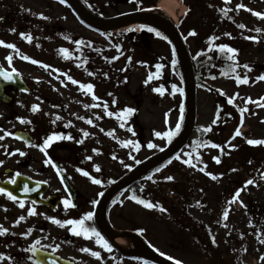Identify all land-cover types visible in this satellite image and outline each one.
<instances>
[{
    "label": "rangeland",
    "instance_id": "1",
    "mask_svg": "<svg viewBox=\"0 0 264 264\" xmlns=\"http://www.w3.org/2000/svg\"><path fill=\"white\" fill-rule=\"evenodd\" d=\"M117 1L119 3L115 9H106L108 16L134 10L131 2ZM142 1L155 7L159 0ZM177 1L180 5L184 3V0ZM186 1L191 9L183 15L184 23L193 24L197 28L199 22L208 16L207 3L205 0ZM237 5H243L244 8L237 9ZM232 8L235 23L245 25L247 30L231 27L223 21L219 23L221 28L218 35L224 36L221 42H230L238 49L236 62L244 63L248 68L239 66L236 74H230L227 70V75L208 70L206 65L210 57L204 54V50H200L203 45L197 46L195 38H187L186 44L200 82L195 90L196 115L189 138L169 158L171 162L168 161L160 167V171L144 178L143 185L148 189L155 188L160 203H157L158 207L147 208L132 199L133 194L126 190L118 194L108 206L107 219L113 227L127 231L138 230L156 252L161 255L163 253L162 256L171 258L175 263L264 264V259H261L264 257V243H261L264 240V144L247 143L249 139L264 140V106H261L260 101L264 97V79H257L264 75V19L253 15L256 11L264 13V0H254L253 3L249 0H234ZM14 11L19 14L15 19L12 17ZM31 12L42 14L44 21L55 27H64L106 47L114 43L118 51L111 49L108 56H115L119 52L114 68L116 71L122 69L121 74L118 77L112 76L110 65L111 76L106 81H99L106 78L104 74H99L101 79L95 76L91 81L88 75L90 72L76 70L69 61L62 60L59 48L64 47L65 43L51 34L40 45L23 42L19 33L26 31L22 27H30ZM93 15L98 16L95 13ZM1 17L0 40L15 44L19 53L0 46V66L7 70L15 68L30 91L23 93L11 87L5 89L12 101L8 104L0 102V137H3L0 141H14L13 145L19 150L14 156L16 168L24 161L29 164L26 168L33 170L45 159L47 161L50 158L52 161L57 158L61 170L79 193L77 203L80 208L76 212L67 213L62 211L61 206L53 211L29 204L21 208L17 201L1 195L0 225L5 223L2 226L8 230L7 224L17 220L30 208L34 207L36 214L29 215L25 221L19 222V227L14 228V235L21 238L20 244L0 236V253L11 257L0 261V264H35L31 251L33 246L54 250L76 264H146L139 259L128 260L116 256L112 248L109 251L96 244L94 236L90 239L73 237L68 233L70 226L61 227L49 217L67 220L77 219L79 213L85 211L93 213L96 203L92 201L98 200L107 187L108 179L116 180L128 170L127 166H136L170 144L166 136L157 137L155 132L174 130L181 115L184 125L187 114L185 86L181 69L176 68L178 59L171 44L158 36L150 41L152 52H149L151 55L147 54L162 64L156 72L143 44L136 41L137 36L130 35L132 40H128L116 31L95 30L81 21L61 0H0ZM144 27L153 29L145 25L121 31H139ZM249 36L258 39H247ZM33 41L38 42L39 39ZM9 55L13 57L11 65L6 59ZM23 56L40 63L34 64L31 60L22 59ZM42 64L50 67L44 68ZM150 73L153 78L149 81ZM65 74L80 83H92L95 86L94 93L100 100H93L90 93L82 90L79 84L67 80ZM237 74L241 78L246 76L248 83L237 84ZM116 78H119L117 82ZM123 80L126 82L122 83ZM173 85L183 89V92L173 94ZM156 88H162L163 95L154 91ZM230 98L232 103H229ZM248 98L254 102L246 103ZM113 100L116 101L114 104ZM136 101L139 104L137 109ZM105 102L108 105L107 111L114 113L113 116L106 114L103 107ZM95 104L100 107L91 106ZM34 105L39 106L38 111H32ZM126 108L135 111L118 118L116 114ZM221 108L231 110L234 119L226 128L218 131L217 145L220 147L213 148L211 143H202L199 129L212 124L216 112ZM241 109L246 110L242 113ZM89 118L93 124L86 122ZM21 119L30 123L21 122ZM235 124H238L241 135L224 141ZM25 127H29L28 131L34 141H42L43 136L48 132L55 134V130L56 134L71 135L73 139H60L52 143L45 150L47 155L37 145L24 151L13 132ZM46 130L48 132L45 133ZM84 132L89 135L84 136ZM110 132L113 134L109 135ZM129 140L133 144L121 143ZM136 142L140 145L139 150L134 147ZM150 142L158 147L149 148L147 145ZM21 151L25 155H20ZM188 153H192V156L189 157ZM28 155L32 161H25ZM177 155L181 156L180 160L176 159ZM214 157H219L220 162L217 163ZM184 159H192L195 167L184 164ZM95 166H99L98 172L102 176L91 172L96 169ZM25 172L32 175L31 171ZM83 172L89 175L85 176ZM168 176L173 179H165ZM213 176L216 178L213 179ZM40 177L48 180L49 189L64 195L52 169ZM93 178L101 183H93ZM248 180L254 182L245 188ZM240 189L243 190L233 202L234 194ZM224 211L229 212L226 220L223 218ZM5 217L7 221L2 222ZM83 248L99 252L100 256L95 257L90 252L82 251Z\"/></svg>",
    "mask_w": 264,
    "mask_h": 264
},
{
    "label": "water",
    "instance_id": "2",
    "mask_svg": "<svg viewBox=\"0 0 264 264\" xmlns=\"http://www.w3.org/2000/svg\"><path fill=\"white\" fill-rule=\"evenodd\" d=\"M68 5L72 8V10L75 12V14L83 20L86 24L95 27V28H103V27H114L118 26L122 23H125L128 20L138 19V18H148L151 19L157 23H159L162 26V29L166 36L171 41L181 66L182 76L185 83V89H186V98H187V118L184 125V128L182 130V133L178 137V139L173 142L168 147L164 148L162 151L154 154L153 156L149 157L136 167H134L132 170H130L127 174L120 177L116 182H114L112 185H110L103 195L101 196L97 207L95 211V221L100 230L103 232V234L107 237V239L113 243V245L120 249L113 241V238L118 237L120 235H130L136 238L140 244H141V252L138 254L144 258L150 259L154 262H157L159 264H175L158 254L154 253L142 240L141 238L136 235L133 232L129 231H120L111 228L105 221L103 216V207L108 198H110L115 192H117L119 189L127 185L132 180L138 178L142 174H144L149 169L153 168L157 164H159L161 161H163L165 158H167L169 155L176 152L187 140L189 137V134L192 130L193 122L195 119V85H194V79H193V73L191 68V63L189 60L188 53L186 51V48L183 44V41L181 37L179 36L177 30L175 27L166 19L163 17H160L158 15H154L151 13H129L125 14L119 17H109V18H98L91 14L86 13L81 9L79 6L77 0H65ZM2 69V68H0ZM4 70V69H2ZM6 71V70H5ZM11 72V71H9ZM13 79L11 81L5 80L3 77H0V99L4 100L5 102H8V98L3 93V87L5 85H12L17 90L21 91H28L29 87L25 84V82L17 77L15 73L12 74ZM137 107L139 106L138 101H136ZM15 136L26 139L29 137L27 133L16 131ZM61 182L64 186L65 191L69 195L72 203H74V199L76 197V191L71 187V185L67 182L63 174H60ZM27 184L30 189H33L32 191L25 193L22 189L23 186ZM1 188H6L9 191H12L13 194H15L18 198H32L36 199L35 196L39 193L41 190V185L38 183H33L29 179L25 177H19L16 181V184L14 185H8L6 183H3L0 185ZM56 200H50L47 202L50 206H54L56 203ZM121 250V249H120ZM35 260H39L41 264H72L70 261L63 259L59 257L58 255H55L50 252L46 251H38L34 253Z\"/></svg>",
    "mask_w": 264,
    "mask_h": 264
},
{
    "label": "snow or ice",
    "instance_id": "3",
    "mask_svg": "<svg viewBox=\"0 0 264 264\" xmlns=\"http://www.w3.org/2000/svg\"><path fill=\"white\" fill-rule=\"evenodd\" d=\"M64 2H65V0H61V3H64ZM225 2L228 3L229 0H225ZM241 7H244V6L243 5H237V9H239ZM223 11H225V14H227V11L228 10H223ZM248 11H252V10L251 9H248ZM253 15L264 19V13H261V12L256 11V12H253ZM240 27L243 28V27H245V25H240ZM149 30L150 31H156L155 29H149ZM11 31H15V29H12ZM256 31H260V29H256ZM20 35H21L22 38L26 39L28 42H31V40H32L31 35H26L24 33H21ZM156 35L160 36L161 33L156 32ZM190 35H195V32L192 31L190 33ZM228 35H230V34H228ZM164 38L167 39V37H164ZM246 38L247 39H250V40H257L258 39L257 37H254V36H249V37H246ZM65 39H69V37H65ZM213 39H217V38L216 37H211L210 38V40H213ZM75 43L77 45H79L81 43V41H76ZM0 46L8 47L10 49L15 50L17 53H19V50L16 48V45L15 44H7L4 41L0 40ZM117 47H119V46H117ZM218 48H219V51L221 53H224L226 55V58L228 60H233V61L235 60V54L238 52L237 49L232 48V47H230V46H228L226 44H221V45L218 46ZM60 51L65 54V58L66 59L69 58L68 57V49H60ZM117 58L118 57H113L112 59H117ZM6 59H7L8 63H9V65H11L13 57L11 55H9L8 57H6ZM22 59L31 60V62L34 63V64L35 63H40L39 61L32 60L28 56H23ZM128 59H129V62H130L131 58L129 57ZM85 63H86V61H85ZM236 66L237 65H235V64L232 66V71H235ZM42 67L49 68L50 66L49 65H46V64H42ZM159 67H161V66L160 65H157V68H159ZM244 67L245 68H248V65H244ZM15 72H16V69L15 68H12L11 69V72L0 69V77H3L7 81H11L13 79V75L12 74L15 73ZM89 74L92 75L93 73H89ZM222 74L223 75H227V72H224ZM65 75L67 76V80L71 81L73 84H79L80 85V88L82 90H85L87 93H90L92 95V99L93 100H97V101L100 100V98L97 97L95 95V93H94V87L95 86L92 83H87V84L80 83L79 81L75 80L71 75H67V74H65ZM105 75H107V74L105 73ZM152 78H153V76L150 73L149 74V77H148V80L150 81ZM257 79H264V75L258 77ZM235 80H236V83L237 84H246V83H248V78L246 76L244 78H241L238 74L236 75ZM147 82L148 81H146V83ZM172 88H173V94H175V92H181V93L183 92V89L178 88L176 85H173ZM154 91H157L161 95H163V89L162 88H156V89H154ZM260 101L262 102L261 103V106H264V97H261L260 98ZM115 102L116 101L113 100V104ZM232 102L233 101L230 98L229 99V103H232ZM252 102H254V101H252L251 98H248V100L246 101V103H252ZM91 106L92 107H100L99 104H95V105H91ZM85 107H89V105H85ZM103 107L106 110V114L108 116H113L114 115V113H112L111 111H107L108 105H107L106 102L103 104ZM38 110H39V106L38 105H34L33 108H32V111L35 112V111H38ZM245 110L246 109H241V112L243 113ZM134 111H135L134 109L126 108V109H123L121 111V113H117L116 115H117L118 118H122L125 113L128 114V115H131ZM181 112H183V108L182 107H181ZM57 119H59V117H57ZM80 119H85V118L84 117H80ZM182 121H183V115H181L180 121L177 122V124L175 125L174 130H170V131H167V132H164V133L155 132V135L157 137L166 136L167 139H168V142L171 143L173 137H175L176 135L179 134V132L181 130V126H182ZM21 122L30 123V121H24L23 119H21ZM86 122L88 124H93V120L90 119V118L87 119ZM53 123H55V121H53ZM242 123H243V118L241 120V124ZM70 124H71V122H69V125ZM121 126H123V124ZM129 130H131V129H129ZM206 130H209L210 131L211 130V126H209L208 129H206ZM112 134H113L112 132L109 133V135H112ZM8 135H12V134L11 133H8ZM88 135H89V133L84 132V136H88ZM235 135H241V132H240L239 128L236 130ZM233 138H235V136ZM0 139H3V137H0ZM60 139H73V137L71 135H67L66 136L64 134H52V135H50L49 137H47L44 140V144L42 146V150H45L47 147L51 146V144L54 141L60 140ZM77 142L78 143H82L83 141H77ZM26 143H27V141H26ZM121 143L124 144V145L133 144V142L130 141V140L129 141H122ZM247 143L250 144V145H260V144H264V140L249 139V140H247ZM147 146L149 148L158 147L157 145H155V144H153L151 142ZM230 146H232V145H230ZM134 147L137 150H139V148H140L139 143L136 142L134 144ZM211 147H213V148H219L220 146L219 145H216V144H211ZM232 147H235V146H232ZM17 151H19V150H17ZM45 154L47 155L46 152H45ZM20 155H25V153L21 151L20 152ZM188 156L191 157L192 156V153H188ZM197 158H199V157H197ZM88 159H91V157H88ZM176 159L177 160H180L181 159V156L180 155H177L176 156ZM214 159L217 161V163L220 162L219 161V157H214ZM47 162L48 163H51L50 158H49V160ZM170 162L171 161H169V163ZM0 163H3V162L0 161ZM183 163L186 164V165L195 167V165L192 162V159H184L183 160ZM95 167H96V170L99 171V166H95ZM203 170L204 169H201V171H203ZM157 171H160V169H157ZM83 174L85 176H88L89 175V173H87V172H83ZM16 175H19V173H17ZM209 175H211V174H209ZM215 178L216 177L213 176V179H215ZM165 179L172 180L173 177L168 176ZM10 182L13 183V184H15L16 183L15 177H12ZM253 182L254 181H252V180L246 181L244 187L246 188L248 184H252ZM93 183L100 184L101 181L98 180V179H94L93 178ZM22 190L25 193H28V192L32 191L33 189H30L28 187V185L25 184L23 186V189ZM241 190H243V189L237 190V192L234 194V196L232 198V201L233 202H235L238 199ZM0 194H5L8 197V199H10L12 201H17V197L15 195H13V192L7 190L6 188H0ZM131 198L134 199V200H136L138 203L144 205L147 208H153V207L156 206V205H153L148 200L141 199V198L137 197L135 194H133V196ZM18 203H19V207L24 208L25 204H24V201L23 200H19ZM33 203H35V202H33ZM92 203L95 204L96 201H92ZM242 203L243 202L241 201V204ZM63 204L65 206V209H67L69 206L75 207V205H73L72 202L69 199H65L63 201ZM5 210H7V209H5ZM28 211H29V215H35L36 214V211H35V208L34 207L33 208H30ZM228 215H229V212L228 211H224L223 218L226 220L228 218ZM23 219H24L23 216L19 217V219L16 221V223L18 224ZM49 219L53 223H55V224H57V225H59L61 227L70 226V227H68V230L74 236L83 237L85 239H90V238H92L94 236L95 237L96 244L101 245L103 248L111 251V245H110V243L101 235V233L99 231H97V229L95 227H88V226H86V221H91L93 219V213L92 212H87L80 219L59 220V219H57L55 217H49ZM225 227H227V225H225ZM8 232H9V230L7 228H4L2 225H0V236L6 235V234H8ZM25 235H27V234H25ZM37 243H39V242L37 241ZM213 243H215V239L214 238H213ZM261 243H264V240H261ZM56 247L58 248L59 245H56ZM42 250L43 249H37L35 246H33L31 248L32 253H36V252L42 251ZM82 251L90 252L91 255H93L95 257H99L100 256V253L99 252L91 251V249H88V248H83ZM162 255H163V253H162ZM7 259H11V257H7V256H5V254L0 253V261H4V260H7ZM261 259H264V257H261ZM35 264H40V261L39 260H36L35 261ZM53 264H55V262H53ZM176 264H181V262L180 261H176Z\"/></svg>",
    "mask_w": 264,
    "mask_h": 264
},
{
    "label": "trees",
    "instance_id": "4",
    "mask_svg": "<svg viewBox=\"0 0 264 264\" xmlns=\"http://www.w3.org/2000/svg\"><path fill=\"white\" fill-rule=\"evenodd\" d=\"M85 3V5L94 13L104 16L107 13V8L115 9L117 6V1L116 0H81ZM140 6V4H138ZM107 9V10H106ZM15 15H19L17 12H15ZM22 16V15H21ZM20 16V17H21ZM28 20V19H27ZM30 27H22V29H25L26 31H23L24 34L26 35H31L32 40L30 43H35L37 45H40L41 41L48 37V35H53L57 37L58 39H62L65 43L64 47H60V49H68V57L65 58V54L62 53L61 51L59 52L60 56L62 57V60L64 61H69L73 68L78 69L81 72H90V73H97L101 72V70L105 69L106 73L110 74V65L112 66L111 68V74L112 76L117 77L119 74H121L120 69L117 71L114 68V63L116 62L117 59H112L113 57L119 56V52L115 56H108V52L111 49L116 50V45L114 43H110L109 47H106L105 45L101 43H97L96 41L92 40L91 38H88L86 36H83L79 33L72 32L67 30L64 27H55L52 24H49L48 22L44 21L43 17L37 13H32L30 14ZM46 23V24H44ZM182 25V24H181ZM205 24H203L204 26ZM186 28V26H183L182 29ZM197 33H199L197 31ZM21 32L19 33V35ZM123 37L126 39H131L128 33H120ZM137 39L136 41L142 43V38L140 34H136ZM21 37V35L19 36ZM65 37H69V39H65ZM197 44H199V38L198 35L194 36ZM147 38H150V36H147ZM23 42L29 43L26 39L22 38ZM39 39L38 42H34L33 40ZM76 41H81L79 45H77L75 42ZM151 47V43H150ZM118 48V47H117ZM145 48V47H144ZM152 48V47H151ZM119 49V48H118ZM146 50V55H151L149 51L145 48ZM118 51V50H116ZM148 53V54H147ZM147 56L149 58V61L151 59V64L153 65L154 71H157V65H160L162 67V64L160 61L154 57ZM213 64L212 66H207L206 68L208 70H215L217 67L221 70L226 72L229 70L230 74H236L237 71L239 70V66H244L245 64H236L235 61L233 60H228L226 58V55L224 53H221L219 51V48H217L213 52ZM107 58V59H106ZM145 58V57H144ZM86 61V63H85ZM220 63V64H216ZM237 65L235 68V71H232V66ZM194 65V62H193ZM179 66L176 64V68ZM89 75V74H88ZM117 79V78H116ZM118 80V79H117ZM195 80L196 84H200L199 82V77L197 71H195ZM224 105V103H223ZM234 119V115L231 110H223L222 108L216 112V115L213 119L212 124L202 127L199 129L200 133V139L202 143H211V144H218L217 137H218V131L226 128L229 123ZM218 120V121H217ZM215 121V122H214ZM211 126V130H206L208 127ZM221 126V128L219 127ZM233 131L224 139V141H228V138L232 135H235V132L237 130V125L232 127ZM207 141V142H205ZM149 172L145 174V176H148ZM154 185V184H153ZM129 190L131 194H135L137 197L141 199H146L150 201L153 205H156L155 207H158L157 203H160L157 201V191L153 187L152 189L145 188L143 185V177L138 179L137 181L131 183L126 190ZM143 189V192L141 191ZM119 194V193H117ZM115 196H113L107 206H106V216H108V206L111 205L113 202ZM166 207V206H165ZM166 210V208H164Z\"/></svg>",
    "mask_w": 264,
    "mask_h": 264
},
{
    "label": "flooded vegetation",
    "instance_id": "5",
    "mask_svg": "<svg viewBox=\"0 0 264 264\" xmlns=\"http://www.w3.org/2000/svg\"><path fill=\"white\" fill-rule=\"evenodd\" d=\"M205 2L207 3V8H208L206 10V13L211 15L213 17L212 19H215L216 22L220 23V22L225 21L231 27H234V28L236 27V28H240L242 30H247V27L241 28L240 25L236 24L234 19L232 18V12H233L232 7H233L234 0H229L228 3H226L225 0H205ZM249 2L253 3L254 0H249ZM209 3H210V5H208ZM242 8H244V7H242ZM223 10H228L227 14H225V11H223ZM4 92H5V94L7 93L5 91V89H4ZM9 96H11V95H9ZM7 101L11 102L12 98L9 97ZM23 130L28 131V129H25V128ZM45 133H46V131H45ZM45 139L46 138L41 139L42 141H27V143H26V141H21V140L17 139L18 140L17 142L22 144V148L24 151H27L29 148L32 147V145L33 146L37 145V147L42 152H45V150H47V148H48L47 147L45 150H42V146L44 144ZM12 142H14V141H12ZM12 142L0 141V161L3 162V163H0V183L1 182L11 183L10 181H11L12 177H15V179H17L20 176H27L31 180H34L37 182H42L44 184V186L42 187L41 193L37 196V201H35V203H33V201H31V200L24 199L23 200L24 204L25 205L26 204L34 205L36 207L42 206V207L48 208L50 211H53L57 207L56 204L65 198L64 197L65 194L62 195L59 191L49 189L48 185H47L48 180L44 179L43 177L41 178L40 175L47 173L49 171V169H52L53 173H59L61 171V169H60V164H59L58 159L55 158L51 161V163H48L47 161L49 160V158H47V161L45 159L44 161H42V163L40 164V166L38 168H34L33 170H30V168H26V166L29 164L25 163L24 161L22 164H20V166L18 168H16L14 166V161H15L14 156L17 153V150H16L15 145H13ZM57 142L58 141H54L53 143H57ZM25 161H28V162L32 161V157L28 155L27 159ZM23 169H25V170H23ZM25 171H31L32 175L28 174V172H25ZM17 173H19V175H16ZM57 181H58V179H57ZM58 183L60 184L59 181H58ZM60 187L62 189L61 184H60ZM62 192H63V189H62ZM1 195L6 196L5 194H0V197H1ZM49 200H53V201L56 200L58 202L55 204V207H48L45 204V202L47 203V201H49ZM18 201L19 200H17V202ZM77 205H78L77 210H79L80 205L79 204H77ZM21 216L24 217V219L21 221H25L29 216V211H25L23 213V215H21ZM80 218H82V217H79L77 219H80ZM18 219L19 218H17V220ZM17 220L11 222L10 224H7V226H9L8 228L10 231L8 232V234L3 235V236L7 237V239L11 242L15 241L16 243L20 244L21 238L14 235L15 234L14 228L19 227V223L18 224L16 223ZM1 221L2 222L7 221V217L3 218ZM4 224L5 223H2V225H4ZM86 226L95 227L97 229V227L94 226V224L91 221H86ZM4 228H6V227H4ZM97 231H98V229H97ZM17 235H19V233ZM68 237H70L69 234H68ZM75 237H78V236H75ZM85 243L90 245L88 242H85ZM36 248H38V247H36ZM48 251H50V250H48ZM4 252H6V251H4ZM51 252L56 253V251H54V250L53 251L51 250ZM116 256H118L120 258H124L120 254H116ZM124 259H126V258H124ZM74 264H76V263H74Z\"/></svg>",
    "mask_w": 264,
    "mask_h": 264
},
{
    "label": "bare ground",
    "instance_id": "6",
    "mask_svg": "<svg viewBox=\"0 0 264 264\" xmlns=\"http://www.w3.org/2000/svg\"><path fill=\"white\" fill-rule=\"evenodd\" d=\"M79 6L83 11L90 14V12L87 10V8L84 6L80 0H77ZM151 13L154 15L165 17L166 20H169L172 24H175L179 17L183 16L185 13V6L180 5L177 0H159L158 3L155 5V7L144 9L143 13ZM151 26L156 28L159 31H162V26L148 18H138L133 20H128L125 23H122L118 26H114L111 28L103 27L101 28L103 31H106L108 29L111 30H126L129 28H139L140 26ZM114 243L125 253H139L141 251V245L140 243L132 236L128 235H120L118 237H115L113 239Z\"/></svg>",
    "mask_w": 264,
    "mask_h": 264
}]
</instances>
